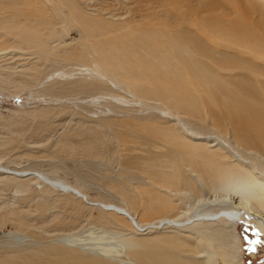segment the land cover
I'll list each match as a JSON object with an SVG mask.
<instances>
[{
    "label": "rangeland",
    "instance_id": "rangeland-1",
    "mask_svg": "<svg viewBox=\"0 0 264 264\" xmlns=\"http://www.w3.org/2000/svg\"><path fill=\"white\" fill-rule=\"evenodd\" d=\"M162 1L65 0L63 6L52 5L47 0H0V21H5L0 24V165L15 171H35L42 177L44 174L54 181L60 179L67 183L63 186L32 176L0 173V264H57L55 261L59 259L54 253L77 249L64 246L58 241L60 237L70 234L85 239L90 233L112 236L119 242L115 264L138 260L131 254L138 247L126 248L133 239L149 241L166 235L188 244L178 249V254L205 263V255L196 246L202 239L199 228L221 232L216 241L231 245L228 255H215V264H264V227L258 220L247 219L243 214L242 218L232 220L205 221L192 217L234 206L233 203L213 205L214 194L221 192L214 193L209 182L207 187L200 184L201 188L192 196L168 192L155 184L176 203L177 208L167 215L181 220L190 217L191 221H186L190 224L185 227H156L137 232L129 219L106 210L113 209L109 203L121 206L134 199L135 206L130 203L132 206L128 207L136 218L144 220L145 212L151 219L155 217L150 191L148 197L144 193L154 182L146 177L138 162L160 153L161 162L166 160L162 163L164 169L169 163L165 156L173 155L170 152L173 147L192 155L198 153L201 159L215 158L221 164L214 173L215 182L220 185L226 178L246 170L255 174L264 171V161L235 146L232 135L235 131L231 127L235 119L243 117L255 116L264 121V85L254 88L203 85L211 88L214 104L223 99L234 101L225 111L221 106L216 109L226 116L220 125L211 119L203 120L187 106V97L199 101L193 94L182 92L178 96L170 90L163 97L157 93L160 88L172 85L165 79L162 67L143 65L138 80L124 71L100 68L91 52L93 43L88 45L90 52L83 49L88 56L86 61L74 59L73 54L90 41L84 29L72 20L74 17H102L106 21L121 22L134 14L140 18L157 11L158 16L172 19L169 8L160 6ZM189 1L196 14L223 11H205L217 0ZM13 9L20 10L18 17H13ZM130 9L140 11L131 13ZM70 13L71 21L67 19ZM36 20L39 26L47 21L56 23L60 38L54 36L45 48L33 46L15 34L24 26H35L29 23ZM93 25L100 27L98 23ZM94 40H102L101 35H96ZM163 80L167 82L165 86H162ZM179 86L181 91L188 92L191 85L184 87L179 83ZM246 104H252L256 111H242L248 107ZM218 143L235 152L232 156H222L217 150H221ZM173 165L179 166L177 162ZM22 183L25 185L21 186ZM173 188L184 189L182 185ZM195 204L199 206L194 208ZM189 206L190 210H186ZM81 254L95 257L91 253ZM71 260L68 263L72 264Z\"/></svg>",
    "mask_w": 264,
    "mask_h": 264
},
{
    "label": "bare ground",
    "instance_id": "bare-ground-1",
    "mask_svg": "<svg viewBox=\"0 0 264 264\" xmlns=\"http://www.w3.org/2000/svg\"><path fill=\"white\" fill-rule=\"evenodd\" d=\"M47 1L52 5H63L65 2V0ZM202 1L205 2L206 0ZM162 5L169 8L168 13L172 19L158 16L157 11L140 18H137L136 14H132L133 16H130L132 18L126 17L121 22L106 21L102 17L89 19L88 16H76L72 19L70 13L67 15V19L76 21V24L84 29L87 38L90 39L73 54V57L86 61L88 56L83 49L86 48L90 52L88 45L93 43L94 50L91 52L95 55V61L100 68L113 70L112 72L124 71L126 74L128 73V76L131 75V78L138 80L137 77L142 74L140 70L143 65H146L147 68L162 67L164 68L162 70L165 71V79L172 85H169L168 88H160L159 91L155 89L157 93L163 97H166L170 90H173L178 96L182 92L193 94L195 98L198 97L199 101L187 97L186 100L189 102L187 106L203 117V120L211 119L212 122L221 125L225 122L226 116L220 114L216 109L221 106L224 110L234 101L223 99L222 102L218 101L214 104L215 98L211 88L208 89L203 85H249L251 88H254L255 85H264V0H217L205 8V11L207 13L221 11L220 9L223 11L219 14L206 15L196 14L189 0H163L160 6ZM70 8L73 10L72 5ZM13 11V17H18L20 10L13 9ZM74 11L77 12L76 9ZM138 11L140 9H130L129 12L137 13ZM3 23L5 21H0L1 25ZM96 23L100 24V27L93 25ZM29 24L35 26H24L19 34L17 32L15 34L21 35L33 46L46 48L54 36L59 38L61 36V33L55 29L56 23L47 21L45 25L41 23L42 25L39 26L36 20ZM45 28L50 29L43 32ZM96 35L97 37L101 35L102 40L95 41ZM166 80L162 81L164 84L162 86L166 85ZM179 83L184 87L191 85L188 92L181 91ZM194 85H202V87L199 88ZM146 88L148 92L149 88ZM153 93L155 92L153 91ZM246 105L248 107L243 108L242 111L251 113L256 111L252 104ZM234 121L235 123L231 127L235 132L231 133L235 146L242 149L247 155L264 161V121L255 116L243 117ZM212 126L214 125L212 124ZM218 145L221 150H217L221 151V155L224 157L232 156L235 152L223 144L218 143ZM174 148L170 150L173 158L165 156V159L169 160H167L169 162L166 165V168L168 166L167 169H163L165 166L162 163L166 160L162 159L161 162L160 153L157 155L155 153L156 157L159 155L158 158L153 155L143 162H138L140 169L145 171L146 177L154 182L151 189L148 191L144 189V193L148 197L147 192L150 191L152 197L151 211L156 214L155 217L151 219L145 212L144 220L136 218L128 207L130 203L134 205V199H129L128 204L121 206L109 203L107 205H112L113 209L106 210L129 219L137 232L156 229V227L158 229L161 227H173L175 229L185 227L190 224L186 222L191 221L190 217L188 220H181L176 216L167 215L177 208L176 203L166 192L158 190L155 184L161 185L168 192L175 191L185 196H192L196 189H200L201 185L207 187L206 182H209L208 186L214 193L221 192L214 194V199L211 200L212 204L215 202L213 205L220 203L218 205L225 206L233 203L234 206L217 212L207 211L202 214H193L192 217L199 220L215 221L223 218L227 220H232L235 217L242 218L243 214L247 219L258 220L260 226L264 227V171L255 174L251 170H246L226 178L220 185L215 182L214 173L219 170L221 164L215 158L201 159L197 156L198 153L192 155L178 149V147ZM161 154L163 155V153ZM161 158H164V155ZM174 162H177L179 166L173 165ZM243 164L246 166L245 162ZM168 169L173 170L167 171ZM188 170L190 171L188 172ZM0 173H10L23 178L32 176L42 181L50 180L55 182L54 184L58 183L57 185H67L65 181L60 179L54 181L47 175L43 174L42 177L35 171H15L4 165H0ZM24 185L25 183L21 184V186ZM179 185H182L184 189L176 190L173 188ZM131 204L130 206H132ZM199 204H195L193 207L197 208ZM240 209H244V211ZM186 210H190V206ZM198 230L202 239L198 241L196 246L205 255V263L199 260L186 259L178 254V249H181L182 246L188 247V244L180 239L172 240V235L152 238V240L147 238L149 241H146L145 238H140L142 241L140 239L138 241L135 238L133 242H128L126 248L130 250L138 247L135 251L131 250V254L143 261L139 262L132 259L128 263L215 264V255L219 253L228 255L230 253L231 245L229 243L216 241L220 238L221 232L205 231L201 228ZM18 238L23 239V237ZM58 241L64 246L77 249L65 253L62 251V254L60 252L54 253V256L59 259L55 261L57 264L61 261L62 264H70V261L68 263L70 259H72V264H115L116 261L118 262L116 255L119 253L117 251L119 242L112 236L104 234L93 236V233H90L88 238L81 239L74 235L65 234ZM216 243H220V246H215ZM77 250L84 254L91 253L95 257H85L81 254L82 252L78 253ZM100 255L104 257H100Z\"/></svg>",
    "mask_w": 264,
    "mask_h": 264
},
{
    "label": "trees",
    "instance_id": "trees-1",
    "mask_svg": "<svg viewBox=\"0 0 264 264\" xmlns=\"http://www.w3.org/2000/svg\"><path fill=\"white\" fill-rule=\"evenodd\" d=\"M243 243V242H242Z\"/></svg>",
    "mask_w": 264,
    "mask_h": 264
}]
</instances>
